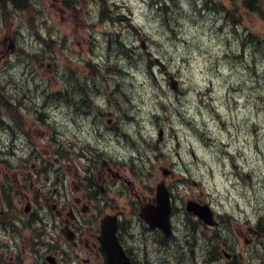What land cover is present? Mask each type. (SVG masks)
<instances>
[{
    "label": "clouds",
    "instance_id": "9594fccd",
    "mask_svg": "<svg viewBox=\"0 0 264 264\" xmlns=\"http://www.w3.org/2000/svg\"><path fill=\"white\" fill-rule=\"evenodd\" d=\"M23 2L31 16L27 23L13 16V0H0V162L14 181L0 199V264H48L50 256L72 264L86 251L74 241L54 239L59 224L49 207L61 204L59 199L38 202L31 213L20 206L28 196L17 175L30 181L36 197L46 198L56 185L52 179L45 183L35 167L45 154L56 159L74 148L88 162L135 161L140 167L160 127L170 137L161 145L166 162L183 165L189 179L177 182L179 189L173 186L171 204L163 192L154 210L160 219L129 215L121 222V240L134 258L123 264H207L205 234L195 230L193 212L208 223L215 216L214 235L239 254L233 264H264V236L256 231L258 239L249 238L253 229L264 228V8L248 12L237 3L233 16L242 19H230L204 12V0H172L167 15L151 7V0H108L103 6L101 0ZM102 7L110 9L103 16ZM121 13L128 16L119 37L126 48L97 61L112 71L108 83L67 71L66 65L79 61L72 45L80 29H91L88 42L99 55L113 33L108 21ZM101 23L102 31L96 28ZM54 45L61 46L62 59L52 54V75L40 77L33 61L51 54ZM157 62L170 88L169 80L154 75ZM57 81L61 90L50 91L49 83ZM109 115L111 125L100 118ZM29 168L37 172L35 180ZM64 183L70 196V181ZM114 191L125 190L117 185ZM133 194L125 192L129 200ZM185 197L207 202L202 208L189 203L186 210ZM160 229L169 235L164 245L157 239ZM186 240L196 242L194 254Z\"/></svg>",
    "mask_w": 264,
    "mask_h": 264
},
{
    "label": "flooded vegetation",
    "instance_id": "af4514ba",
    "mask_svg": "<svg viewBox=\"0 0 264 264\" xmlns=\"http://www.w3.org/2000/svg\"><path fill=\"white\" fill-rule=\"evenodd\" d=\"M12 7L14 9V17L23 19L25 23L31 19L29 8L23 0H13ZM65 9L70 11L71 5L66 4ZM50 53H46L45 57L52 59V54H55L54 46L50 50ZM41 59L35 61L41 62ZM94 62L96 61L94 60ZM33 65L36 74L41 77L37 70L42 69L44 65H35L34 61ZM46 66L50 67L52 65L50 63ZM85 69H88V67L86 66ZM83 79L92 82L96 80L88 77H83ZM49 89L52 92H59L61 90L54 88V84L51 82L49 83ZM2 108L3 105L0 104V109ZM23 118L27 120L30 117L23 115ZM100 118L109 125L112 124L114 119L111 115ZM36 139L39 143L42 138L37 137ZM163 140L161 139V141ZM65 152L67 155L51 160L47 159V155L45 154V159L43 161H37L35 164V167L39 168V175L44 177L45 183L49 179H52L56 185L46 198L36 197L35 194L29 191L28 185L30 181L25 180L21 175L16 176V181L24 186V193L28 196V200L20 206H26L31 213L35 211L37 203H44L45 199L49 201L59 199L62 202L61 204L52 203L49 207V212L55 216L59 224L58 236H55L54 239H58L61 242L74 241L86 250L83 253H78V259L73 260L72 264H84V261H87L88 264H110L102 244L105 229H115L118 242L130 261H133V255L121 240L123 230L121 222L129 215H135L137 219H142L144 216L148 217L147 210L149 206L156 205L157 203V187L159 184H165L169 192L170 202L172 203L171 195L173 186L175 185L179 189L180 185L177 182L186 181L189 177L186 173L179 172V167L174 162L161 164L159 170L158 166H154L150 170L147 167L145 157L140 167H137L135 161L131 165L112 161L100 163L99 160L94 163L88 162L85 161L83 153L77 152L74 148H66ZM72 153L79 154L78 158H72ZM86 163L90 164V166L85 167L84 165ZM25 171L32 176L33 180L37 178V172L33 171L32 168ZM50 172H52L51 177L48 175ZM67 181H70L71 184L70 196L66 195L68 187L64 182ZM13 182L11 175L4 170V164L0 162V199L4 196V190ZM196 183L193 182L192 189ZM117 185H120L125 191H114ZM125 192L129 194L135 193L132 195V200H129ZM65 200L67 202L63 203ZM190 201L204 204L207 202V199L190 200L189 197H185L184 206L186 210L188 209V203ZM2 203L3 211L8 212L11 210L6 199H3ZM85 217H92L93 219L89 221ZM110 218L115 219V225H113ZM191 219L197 222L195 230L205 234L207 264H233V257H238L239 254L234 253L232 248L227 246L222 239L214 235L217 225H208L195 214H192ZM142 222L145 224V227H148L146 220H142ZM170 222L172 225L171 214ZM77 225L80 227L78 228ZM80 229H83V232ZM256 231H259L260 235L264 236V228L253 229L249 232L250 239H258L257 236L253 235V232ZM174 235V230H172V236L174 237ZM157 239L161 245H164L169 241V236L160 229L157 234ZM84 241H87V243H83ZM185 244L189 246L191 253L194 254L196 242L186 240ZM92 250H95L94 254L89 256ZM53 261L56 264H61V258L50 256L48 258V264H52ZM237 264H239V261H237Z\"/></svg>",
    "mask_w": 264,
    "mask_h": 264
},
{
    "label": "rangeland",
    "instance_id": "374dc122",
    "mask_svg": "<svg viewBox=\"0 0 264 264\" xmlns=\"http://www.w3.org/2000/svg\"><path fill=\"white\" fill-rule=\"evenodd\" d=\"M108 2V0H101V4L104 5ZM132 3H137V2H142V0H131ZM240 3L242 10L243 5H242V0H204V5H203V11L204 12H215L217 15L220 13L224 14V17L230 18L229 13L233 15L234 13V6ZM151 7H154L157 9L158 12L163 13L164 15H167V13L170 11L171 7L174 6L172 3V0H151ZM103 8V7H102ZM107 9V8H105ZM108 11L106 14L110 11V9H107ZM125 12H128V9L124 10ZM246 11V10H245ZM129 15L131 13L129 12ZM258 15V14H257ZM233 19H242L241 17L238 16V13L236 16L232 17ZM128 20V16H125L123 13H121L119 18L112 19L108 21L113 28V33L109 36L107 42L105 43L103 49L100 50V54L97 55L94 51L93 48L90 46L89 41V36L88 33L91 31L90 28L85 26L84 28L80 29V40L79 41H74L73 42V49L74 51L78 54L79 56V61L77 63H72L69 65H66L67 71H70L77 77H88V78H93L96 79L94 82H103L104 84H107L110 77L113 75L112 71L109 68H102L100 64L95 65V66H88V61L91 59V57L96 56V61L100 60L101 57L106 60H110L113 56V54H122V51L124 48H126V45L123 44V42L119 39V37L122 35V26L126 25ZM97 30H103V24H98L96 26ZM249 36H254V33H248ZM114 45L116 47L114 48ZM145 50L147 49V44L145 43ZM141 48L142 43L139 45ZM131 52V50H129ZM54 52L55 55L58 59H62L61 56V46L60 45H55L54 46ZM95 58V57H94ZM35 65H44L42 69H38L37 71L40 73L41 77H50L52 75L50 69L52 66L47 67L46 65H53L54 61L53 59H49V57H45L41 59V62H36L34 60ZM92 63V62H91ZM157 64V63H156ZM90 65H93L90 64ZM86 66L88 69H85ZM153 67L156 69L154 75L157 76H164L165 80H169V77L167 73L165 72L164 69L160 67V65H153ZM67 75V72L65 73ZM167 86L170 88V80ZM54 88L60 89L59 87V81L54 84ZM160 129H163V127H160L157 132V143L150 146L148 151L151 153L150 155H146V164L148 169L151 170L152 167L158 166V170L160 169L159 167L161 164H166V163H171V161L166 162V154L162 151L161 145L166 146V141L170 138L169 134L163 132V141H160L159 139V131ZM179 146V145H177ZM77 153H72V158L77 159L78 158ZM178 155V154H177ZM179 172H184L183 171V165L179 167ZM185 173V172H184ZM195 191L198 192V190L194 187L193 188ZM206 198V197H205Z\"/></svg>",
    "mask_w": 264,
    "mask_h": 264
},
{
    "label": "water",
    "instance_id": "95a60500",
    "mask_svg": "<svg viewBox=\"0 0 264 264\" xmlns=\"http://www.w3.org/2000/svg\"><path fill=\"white\" fill-rule=\"evenodd\" d=\"M172 79H174V78H172ZM163 192H167L166 189L161 187V186H159V188H158V200L162 196ZM159 203H160V200H159ZM168 203H169V197H168ZM192 204H194V203H192ZM197 206L200 207V208L203 207V206H201L199 204H197ZM157 219H160V218H157ZM213 223H210V224H213ZM107 242L110 243V240H108ZM106 250L108 251L109 259H110L112 264H123V261L125 260V257H124V253L120 249H118L116 246H113L112 244H109V245L107 244L106 245Z\"/></svg>",
    "mask_w": 264,
    "mask_h": 264
},
{
    "label": "trees",
    "instance_id": "16d2710c",
    "mask_svg": "<svg viewBox=\"0 0 264 264\" xmlns=\"http://www.w3.org/2000/svg\"><path fill=\"white\" fill-rule=\"evenodd\" d=\"M243 10L248 12H255L257 7L264 8V0H242ZM104 15L106 14V9L103 8ZM258 14V13H257ZM230 19H233V15L229 13ZM159 65V62H157ZM155 64V65H157Z\"/></svg>",
    "mask_w": 264,
    "mask_h": 264
}]
</instances>
